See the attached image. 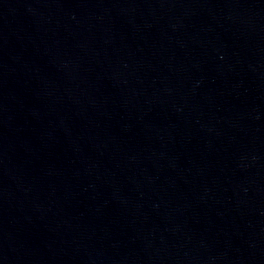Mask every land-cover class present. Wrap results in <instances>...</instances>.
<instances>
[{"label": "water", "instance_id": "95a60500", "mask_svg": "<svg viewBox=\"0 0 264 264\" xmlns=\"http://www.w3.org/2000/svg\"><path fill=\"white\" fill-rule=\"evenodd\" d=\"M0 264H264V0H0Z\"/></svg>", "mask_w": 264, "mask_h": 264}]
</instances>
